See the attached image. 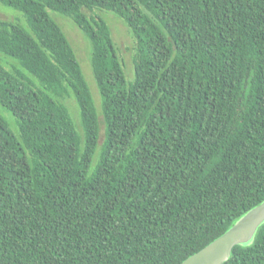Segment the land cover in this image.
Listing matches in <instances>:
<instances>
[{
	"label": "trees",
	"instance_id": "obj_1",
	"mask_svg": "<svg viewBox=\"0 0 264 264\" xmlns=\"http://www.w3.org/2000/svg\"><path fill=\"white\" fill-rule=\"evenodd\" d=\"M0 3V264H180L264 200V0ZM221 264H264V222Z\"/></svg>",
	"mask_w": 264,
	"mask_h": 264
},
{
	"label": "rangeland",
	"instance_id": "obj_2",
	"mask_svg": "<svg viewBox=\"0 0 264 264\" xmlns=\"http://www.w3.org/2000/svg\"><path fill=\"white\" fill-rule=\"evenodd\" d=\"M95 11L99 16H101L109 24L110 29L112 31L113 38L116 41L117 45L119 46L120 53L122 54L121 55L119 53V56L123 62V67H124L126 78L131 79L133 75L132 65L130 67V57H131L130 46L132 45V42H131L126 26L123 24L121 19H119L116 15H114L110 11H107L104 9L103 10L96 9ZM48 12H49V15L57 23H59V25L62 27L63 31L65 32V34L68 36L76 52V56L80 63L84 78L91 91L93 101L96 107L99 108L100 97L97 91V87L95 85V81H94L91 66H90L89 45L87 44L88 42L83 37L81 32L73 25L74 23L71 21L70 18L60 13H57L55 11H52V10H48ZM0 18L15 20L23 25H26V20L22 12H20L19 10L13 7L2 4V3H0ZM127 67L130 68V72L128 71ZM0 112L9 122L10 129L14 131L15 124H14V120L11 114L1 107H0ZM70 113L72 115L74 122L78 123V113L77 111H75V107L73 105H71ZM102 134H103V128L101 125L100 140L102 138Z\"/></svg>",
	"mask_w": 264,
	"mask_h": 264
},
{
	"label": "water",
	"instance_id": "obj_3",
	"mask_svg": "<svg viewBox=\"0 0 264 264\" xmlns=\"http://www.w3.org/2000/svg\"><path fill=\"white\" fill-rule=\"evenodd\" d=\"M264 222V200L240 216L232 226L180 264H221L235 244L249 243Z\"/></svg>",
	"mask_w": 264,
	"mask_h": 264
}]
</instances>
